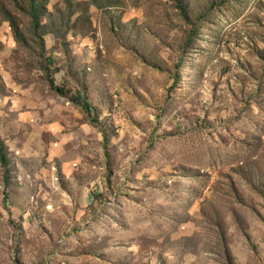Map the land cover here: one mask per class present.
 <instances>
[{"label": "rangeland", "instance_id": "obj_1", "mask_svg": "<svg viewBox=\"0 0 264 264\" xmlns=\"http://www.w3.org/2000/svg\"><path fill=\"white\" fill-rule=\"evenodd\" d=\"M38 1L0 0V264H264V0Z\"/></svg>", "mask_w": 264, "mask_h": 264}, {"label": "trees", "instance_id": "obj_2", "mask_svg": "<svg viewBox=\"0 0 264 264\" xmlns=\"http://www.w3.org/2000/svg\"><path fill=\"white\" fill-rule=\"evenodd\" d=\"M177 3L178 8L181 10V13L184 14V11L182 9L181 3L179 4L178 1L179 0H173ZM23 7H21L20 9H23L25 13L29 14L30 16L33 17V19L35 20V30H39L41 23H40V19L42 16V12H43V2H40L38 0H30L29 2V6L28 8H25L24 5H22ZM7 15H8V21L11 23V27L13 29V31L15 32V35L17 38H23V30H21L20 28V24L18 22V20L11 14L9 13V11H6ZM57 90L61 91L60 88H58ZM76 100L79 101L83 111L86 113L87 116H91V121L92 122H97L96 117L92 116V108L90 103L88 102V100L85 98L84 95H82L81 93H77L76 94ZM2 137L0 136V164L3 170V174H4V180H5V184L7 185L9 182V160L5 154V144L2 141ZM5 194V198L4 200H7V194L6 191L4 192Z\"/></svg>", "mask_w": 264, "mask_h": 264}]
</instances>
